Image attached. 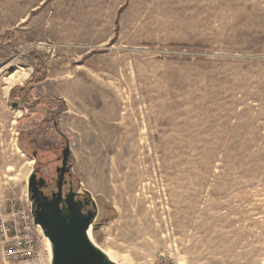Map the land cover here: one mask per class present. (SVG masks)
Wrapping results in <instances>:
<instances>
[{
	"label": "rangeland",
	"instance_id": "rangeland-1",
	"mask_svg": "<svg viewBox=\"0 0 264 264\" xmlns=\"http://www.w3.org/2000/svg\"><path fill=\"white\" fill-rule=\"evenodd\" d=\"M52 118L116 264L264 262V0H0L7 220Z\"/></svg>",
	"mask_w": 264,
	"mask_h": 264
},
{
	"label": "water",
	"instance_id": "water-1",
	"mask_svg": "<svg viewBox=\"0 0 264 264\" xmlns=\"http://www.w3.org/2000/svg\"><path fill=\"white\" fill-rule=\"evenodd\" d=\"M32 180L33 177H30L28 192ZM80 189L91 198L93 210L83 213L81 203L74 201L72 196L66 198V205L62 207L58 206L59 199L54 198L42 208L31 210L34 223L40 227L49 244V264H116L88 235L97 213L96 206L89 192ZM35 195L31 197L35 198Z\"/></svg>",
	"mask_w": 264,
	"mask_h": 264
},
{
	"label": "flooded vegetation",
	"instance_id": "flooded-vegetation-1",
	"mask_svg": "<svg viewBox=\"0 0 264 264\" xmlns=\"http://www.w3.org/2000/svg\"><path fill=\"white\" fill-rule=\"evenodd\" d=\"M60 141L58 144L45 143L43 146L33 149L35 152V165L30 177H33L30 191L28 192L29 207L42 208L46 202H51L58 198V206L66 205V198L72 196L73 200L81 203V211L86 213L93 210L91 198L86 197L80 189L79 181L73 173V159L69 148L68 139L56 127V119L52 118ZM50 153L54 155V160L37 161L40 154ZM36 193V195H35ZM35 195L32 198L31 195Z\"/></svg>",
	"mask_w": 264,
	"mask_h": 264
},
{
	"label": "built area",
	"instance_id": "built-area-1",
	"mask_svg": "<svg viewBox=\"0 0 264 264\" xmlns=\"http://www.w3.org/2000/svg\"><path fill=\"white\" fill-rule=\"evenodd\" d=\"M31 208L22 209L15 219L0 215V254L7 261L23 264H49V251L41 250Z\"/></svg>",
	"mask_w": 264,
	"mask_h": 264
},
{
	"label": "trees",
	"instance_id": "trees-1",
	"mask_svg": "<svg viewBox=\"0 0 264 264\" xmlns=\"http://www.w3.org/2000/svg\"><path fill=\"white\" fill-rule=\"evenodd\" d=\"M31 53L33 54L35 63H36V77H34L33 79H31L30 81L25 83V86H23V88L20 90V92H24V88H26L27 86L33 84V83H38L40 81H43L46 77V66L44 61L42 60V58H40L39 55H37V52L35 50H32Z\"/></svg>",
	"mask_w": 264,
	"mask_h": 264
},
{
	"label": "bare ground",
	"instance_id": "bare-ground-1",
	"mask_svg": "<svg viewBox=\"0 0 264 264\" xmlns=\"http://www.w3.org/2000/svg\"><path fill=\"white\" fill-rule=\"evenodd\" d=\"M128 193V192H127ZM138 201V200H137ZM129 202V201H128ZM90 229H91V226H90V228L88 229V235H89V237H90ZM46 239V238H45ZM46 242H47V240H46ZM47 244H48V242H47ZM48 251L50 252V249H49V244H48ZM109 257L111 256V255H109L108 253H106ZM110 259H112L113 260V258L112 257H110Z\"/></svg>",
	"mask_w": 264,
	"mask_h": 264
}]
</instances>
